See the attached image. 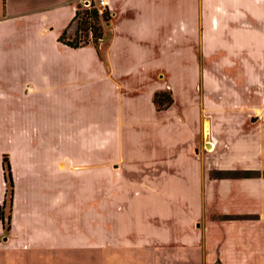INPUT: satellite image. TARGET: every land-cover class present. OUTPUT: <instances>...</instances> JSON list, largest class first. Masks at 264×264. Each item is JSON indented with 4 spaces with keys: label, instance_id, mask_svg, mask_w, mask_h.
<instances>
[{
    "label": "crops",
    "instance_id": "crops-1",
    "mask_svg": "<svg viewBox=\"0 0 264 264\" xmlns=\"http://www.w3.org/2000/svg\"><path fill=\"white\" fill-rule=\"evenodd\" d=\"M77 1L0 0V251L33 264L105 240L126 264H264V104L198 105L194 92L210 77L197 49L217 70L247 45L264 63L260 33L240 38L223 18L250 0H102L98 49L58 41ZM225 171L259 176H210Z\"/></svg>",
    "mask_w": 264,
    "mask_h": 264
},
{
    "label": "rangeland",
    "instance_id": "rangeland-1",
    "mask_svg": "<svg viewBox=\"0 0 264 264\" xmlns=\"http://www.w3.org/2000/svg\"><path fill=\"white\" fill-rule=\"evenodd\" d=\"M98 1L99 0H78L76 2V6H78L80 9H87L86 7L88 3L92 4L94 6L93 8L96 11L101 10L102 12L105 7L104 9H102V7L98 8ZM248 2L251 3L245 5L244 7H239V9L236 8L228 10L229 15H227V17H223L227 19V23H225V25L228 24V29L235 30L240 38L245 39V37L249 36L251 32H259L260 35L264 38V0H250ZM106 12L108 13V19L106 21H103L102 18L99 17L98 20L101 39L97 40L96 49H98L100 45L103 46L106 42V39L104 40L103 36L106 35L105 31H107V26L111 18L109 12ZM257 13L260 14V17L258 18L253 16V14ZM233 16L235 19H232ZM75 27V22H72L71 26L68 28V30H70V34H72L68 39H72ZM80 34H82L81 31L78 32V36L81 37L80 39L82 43L83 37ZM102 39L104 42L101 41ZM85 40H90L89 33L87 34ZM196 52L199 67L204 71H207V73L209 74L208 76H210L209 80H205V83L203 82V80L198 79L194 87V92L196 94V104L203 105L212 103H228L245 105L247 107H252L254 103L264 104V63L262 62L263 59H261L260 64L257 63L258 59L253 58L254 51L251 47L247 45L243 49L238 50V53L236 55L229 57L228 60L230 61L228 62L227 66L223 68V70H217L218 66L215 65L216 60L205 61L204 57L200 53V50L197 49ZM259 77H261L260 80H254L255 78L258 79ZM207 82H209L210 85H207ZM210 91L211 93H208ZM160 93H165L160 103L162 105L161 108L164 109L163 107L166 105V98L171 101L170 91L168 89H165ZM259 96L262 97L260 102L258 100ZM246 126H244V129L247 128ZM199 129L201 130V123ZM197 139L199 140V143L200 140L203 141L202 135L198 136ZM207 139H210L209 135L207 136ZM63 151L64 146H53V152L58 154L59 157ZM196 153L198 154L199 152L196 151ZM200 153H203L204 155L208 154L206 153V148L201 149ZM111 168L113 169V171H116L118 169L116 166H113ZM214 173L215 172L211 173L210 175L213 178H215ZM108 174V172H105L104 169H102V186L107 187L106 185H109L110 183L113 185L115 183L111 182L113 178ZM123 179L124 178H121L118 175L116 177V180L123 181ZM7 188L8 186L6 183V189ZM108 190L109 188H105L104 190L102 187V202L105 200L108 201L110 196ZM112 190L113 192L111 196H117L118 194L114 191L116 190L114 185L112 187ZM5 202L8 203L7 195L5 196ZM6 206L8 208V204H6ZM107 233L108 231L105 228H102V235H107ZM78 242L79 244L73 246L60 248L54 247L51 250H47V253L45 255L43 254L42 256L36 257V260L33 264H114V261L117 262V260L118 264H126L124 262L125 258L115 256L116 254L120 255L122 253L121 250L125 249L124 247L110 246L105 240L102 241V246L100 247V249H98L97 247L81 246L80 241ZM10 256H12V258H10ZM32 261L33 260L31 259L30 262ZM30 262H28V260H24V255L15 254L9 250L0 251V264H28Z\"/></svg>",
    "mask_w": 264,
    "mask_h": 264
},
{
    "label": "trees",
    "instance_id": "trees-1",
    "mask_svg": "<svg viewBox=\"0 0 264 264\" xmlns=\"http://www.w3.org/2000/svg\"><path fill=\"white\" fill-rule=\"evenodd\" d=\"M90 8L87 9H80L78 6H76V10L74 12V15L72 17V20L70 24L63 30V32L58 37V41L65 44L66 46L77 48L81 46H85L87 44H92L94 48H96L97 40L101 39V33H100V26H99V17L102 18L103 21H106L108 19V13L104 9L100 16L97 15V11L93 8L94 6L90 4ZM75 22V31L73 33L72 39H65V34L67 29L71 26V23ZM81 31L83 41L81 43V37L78 36V32ZM89 33L90 40H85L87 34ZM165 93H155L152 96V102L156 106L157 109H162L161 100L162 97H164ZM159 101V103H158ZM171 101L166 98V105L163 107H167ZM4 163V171L6 174V183L8 188L6 189V195L8 196V203L10 204V198H11V179L7 168V162L5 158L3 159ZM264 177V172L261 174ZM259 176L258 172L253 171H225V172H215L214 177L215 178H251V177H257Z\"/></svg>",
    "mask_w": 264,
    "mask_h": 264
},
{
    "label": "built area",
    "instance_id": "built-area-1",
    "mask_svg": "<svg viewBox=\"0 0 264 264\" xmlns=\"http://www.w3.org/2000/svg\"><path fill=\"white\" fill-rule=\"evenodd\" d=\"M90 6L91 5L87 3V7L86 8H90ZM97 7L98 8L102 7V9H104V7H105L104 2L102 0H99L98 4H97ZM97 13H98V15H100L101 14V10H98Z\"/></svg>",
    "mask_w": 264,
    "mask_h": 264
}]
</instances>
